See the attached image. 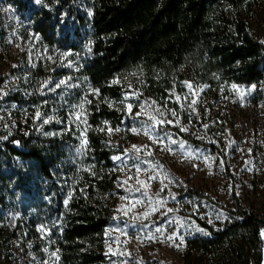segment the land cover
Instances as JSON below:
<instances>
[{
	"label": "trees",
	"instance_id": "obj_1",
	"mask_svg": "<svg viewBox=\"0 0 264 264\" xmlns=\"http://www.w3.org/2000/svg\"><path fill=\"white\" fill-rule=\"evenodd\" d=\"M256 3L0 0V7L11 11L28 36L65 54V63L47 72L25 65L13 69L9 76L25 77V89L17 92L9 87L0 96V109L27 107L33 113L23 122H0V221L9 208L16 216L15 228L26 233L35 255L40 253L41 229L59 264H109L103 235L113 220L111 198L121 190L119 175L112 172L117 150L108 144L104 125L121 121L122 114L111 108L109 100H119L123 94L112 79L139 66L152 76L172 77L186 70L190 79L207 88L221 81L243 86L260 83L264 43L249 33L247 23ZM7 79L0 77V85ZM69 88L75 96L90 91L81 130L52 117L53 94L62 95ZM167 129L213 154L229 180L230 194L234 191L237 177L219 145ZM188 193L235 218L220 230L193 218L208 234L192 241L195 252L204 249L224 264H260L264 218L240 209L231 211L207 195ZM241 231L248 237V246L257 250L254 260L242 258L236 242ZM2 254L8 252L0 241Z\"/></svg>",
	"mask_w": 264,
	"mask_h": 264
},
{
	"label": "rangeland",
	"instance_id": "obj_2",
	"mask_svg": "<svg viewBox=\"0 0 264 264\" xmlns=\"http://www.w3.org/2000/svg\"><path fill=\"white\" fill-rule=\"evenodd\" d=\"M247 23L249 33L264 43V0H257ZM64 60L65 54L28 36L11 11L0 7V77H8L0 85V96L9 87L17 92L25 89V77L9 76L13 69L25 65L47 72ZM181 75L152 76L137 66L111 81L123 94L119 100H109L111 108L122 114L121 121L104 125L108 144L117 150L112 172L119 175L121 190L111 198L113 220L103 235L109 264H224L216 254L193 250V240L208 236L193 218L215 230L235 218L189 190L231 211L240 209L264 218V79L251 86L221 81L207 88L197 85L186 70ZM70 89L53 94L52 117L81 130L90 91L75 96ZM30 114L27 107L0 109V122H23ZM167 127L219 145L237 177L234 191L230 194L229 180L213 154L179 139ZM15 226V214L5 209L0 241L8 255L0 256V264H59L44 230L39 229L40 253L35 255L26 233ZM247 239L243 231L236 235L244 261L254 260L257 251ZM260 264H264V248Z\"/></svg>",
	"mask_w": 264,
	"mask_h": 264
},
{
	"label": "snow or ice",
	"instance_id": "obj_3",
	"mask_svg": "<svg viewBox=\"0 0 264 264\" xmlns=\"http://www.w3.org/2000/svg\"><path fill=\"white\" fill-rule=\"evenodd\" d=\"M36 3H37V4H40V3H41V0H36ZM61 83H64V82L61 81ZM57 87H59V85H57ZM189 87H190V85H189ZM233 87H235V85H234ZM130 107H131V106L129 105V108H130ZM173 115H175V113H173ZM109 131H111V129H110ZM116 131H119V129H116ZM133 131H135V129H133ZM117 159H119V158L117 157ZM66 203H67V201H66Z\"/></svg>",
	"mask_w": 264,
	"mask_h": 264
},
{
	"label": "built area",
	"instance_id": "obj_4",
	"mask_svg": "<svg viewBox=\"0 0 264 264\" xmlns=\"http://www.w3.org/2000/svg\"><path fill=\"white\" fill-rule=\"evenodd\" d=\"M262 248H264V246Z\"/></svg>",
	"mask_w": 264,
	"mask_h": 264
}]
</instances>
